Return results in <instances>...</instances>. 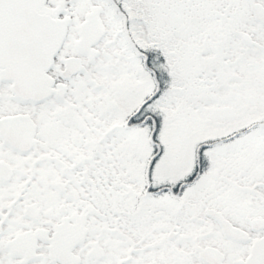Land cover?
<instances>
[{
    "label": "snow or ice",
    "instance_id": "snow-or-ice-1",
    "mask_svg": "<svg viewBox=\"0 0 264 264\" xmlns=\"http://www.w3.org/2000/svg\"><path fill=\"white\" fill-rule=\"evenodd\" d=\"M0 264H264V0H0Z\"/></svg>",
    "mask_w": 264,
    "mask_h": 264
}]
</instances>
